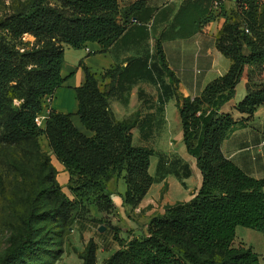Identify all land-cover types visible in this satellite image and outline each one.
Returning <instances> with one entry per match:
<instances>
[{
	"label": "trees",
	"instance_id": "1",
	"mask_svg": "<svg viewBox=\"0 0 264 264\" xmlns=\"http://www.w3.org/2000/svg\"><path fill=\"white\" fill-rule=\"evenodd\" d=\"M120 0H16L12 13L0 19V142L8 146L31 145L40 150L45 136L52 154L69 175L68 197L56 179V169L45 158L39 190L49 227L67 230L78 220H93L98 229L108 227L120 249L102 264H263L250 247H235L238 227L264 232V178L244 173L222 152L224 141L246 127L264 106V87L254 89L248 78L247 94L236 106L245 116L234 119L223 108L235 99L248 67L264 69V0H239L220 30L216 47L231 61L226 75L210 82L195 98L177 95L183 142L196 160L202 185L187 202L168 205L153 217L148 234L127 242L115 213L117 204L108 182L123 178L127 190L124 205L137 208L150 191L153 150L133 145L134 122L118 121L110 108V94L87 67L85 83L76 89V116L89 135L79 131L72 114L50 111L42 127L39 121L47 105L62 88L65 48L81 50L90 43L109 49L135 18V8H122ZM248 31V32H247ZM30 35L35 42L25 43ZM157 55L171 81L178 83L167 66L161 43ZM18 103V104H16ZM38 153V152H37ZM34 208L29 233L0 264H30L43 249L31 235L40 225ZM54 229V228H53ZM43 237L51 239V230ZM98 246L90 241L83 264H100ZM49 254L58 252L55 246Z\"/></svg>",
	"mask_w": 264,
	"mask_h": 264
},
{
	"label": "crops",
	"instance_id": "2",
	"mask_svg": "<svg viewBox=\"0 0 264 264\" xmlns=\"http://www.w3.org/2000/svg\"><path fill=\"white\" fill-rule=\"evenodd\" d=\"M119 3L122 8H135L133 22L106 51L97 43L81 50L65 48L62 75L66 82L47 101L48 107L39 121L43 127L50 111L72 114L76 128L89 135L76 116V89L85 83L83 67L91 70L101 89L110 94V108L116 119L135 123L133 145L154 152L150 165L154 183L140 206L145 205L144 201L148 205L163 198L162 214L168 205L191 200L202 185L196 160L183 150L177 95L198 97L210 82L229 71L231 61L218 51L216 42L226 19L236 9V2H226L218 9L211 0ZM158 43L178 80L176 84L160 63ZM247 81L245 75L237 94L240 85L247 86ZM240 93L241 97H235L223 108L236 120L245 118L235 108L245 98L247 89ZM222 152L248 176L264 178V106L257 109L246 127L235 130L224 141Z\"/></svg>",
	"mask_w": 264,
	"mask_h": 264
},
{
	"label": "rangeland",
	"instance_id": "3",
	"mask_svg": "<svg viewBox=\"0 0 264 264\" xmlns=\"http://www.w3.org/2000/svg\"><path fill=\"white\" fill-rule=\"evenodd\" d=\"M15 2L16 0H0V19L12 13ZM24 42L33 44L35 38L26 35ZM245 75L254 89L264 87V69L248 67ZM241 90L246 91L245 84L240 85L237 98L241 97ZM39 142L40 150L31 145L8 146L0 142V260L22 243V236L29 233L30 215L39 206L36 218L41 223L31 238L44 246L39 255L32 256L30 264H83L81 257L90 241L97 244L98 263L102 264L120 249V244L114 240L113 232L108 227L101 226L105 230L99 231L97 223L93 221L100 218L95 210L91 211L87 220H78L67 230L49 227V220L44 216L48 208L38 204L42 198L39 184L46 177V173L41 172L45 158L56 169V179L62 191L70 198L72 195L68 189L69 175L52 154L45 136H41ZM182 146L186 152L184 144ZM192 160L195 162L193 158ZM107 185L118 206L115 216L121 229L119 238L127 242L134 237L147 235L151 219L161 214L163 198L151 201L148 205L144 201L143 207L133 208L123 203L127 190L123 178L113 177ZM48 230H51V239L48 244H44L43 237L48 234ZM240 245L252 248L264 264V232L238 227L234 246ZM53 246L58 252L49 254L48 251Z\"/></svg>",
	"mask_w": 264,
	"mask_h": 264
},
{
	"label": "built area",
	"instance_id": "4",
	"mask_svg": "<svg viewBox=\"0 0 264 264\" xmlns=\"http://www.w3.org/2000/svg\"><path fill=\"white\" fill-rule=\"evenodd\" d=\"M211 1H212V4H213V7L216 8V9H218V8H220L226 2H231V1L237 2L239 0H211ZM48 100H50V98H48L47 101Z\"/></svg>",
	"mask_w": 264,
	"mask_h": 264
},
{
	"label": "water",
	"instance_id": "5",
	"mask_svg": "<svg viewBox=\"0 0 264 264\" xmlns=\"http://www.w3.org/2000/svg\"><path fill=\"white\" fill-rule=\"evenodd\" d=\"M104 230H105V227H101V228L99 229L100 232H103Z\"/></svg>",
	"mask_w": 264,
	"mask_h": 264
}]
</instances>
